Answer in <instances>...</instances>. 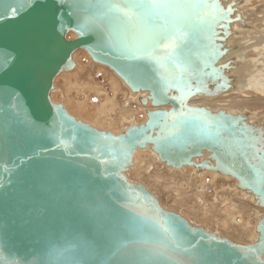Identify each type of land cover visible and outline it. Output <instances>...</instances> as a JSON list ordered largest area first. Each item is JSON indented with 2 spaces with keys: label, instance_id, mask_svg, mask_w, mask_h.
<instances>
[{
  "label": "water",
  "instance_id": "water-1",
  "mask_svg": "<svg viewBox=\"0 0 264 264\" xmlns=\"http://www.w3.org/2000/svg\"><path fill=\"white\" fill-rule=\"evenodd\" d=\"M97 2L66 0L64 29L59 31L61 47L52 58L42 92L51 115L48 126L37 133L28 127L33 118V91L14 68L29 55L20 39L27 16L21 12L13 17L8 12L10 7H21L23 0L0 2V12L4 13L0 15V65L6 70V74H0V264H96L100 258L96 245L103 243L102 231L110 229L118 235L122 226L103 213L90 217L84 208L86 202L106 204L129 216H150L159 209L185 222L191 231L184 233L186 241L172 253V264H191L196 258L186 254L184 248L198 250L208 264H264V218L256 226L258 239L238 244L201 226H192L180 213L165 209L142 183L132 182L124 174L133 164L137 148L148 143H152L160 159L173 166L192 165L193 157L206 150L208 159L215 163L205 160L202 165L230 172L242 187L256 193L264 205V187L260 183L264 151L258 149L253 129L240 115L188 104L191 96L209 93V80H218L217 86L226 83L224 69L228 64L218 63L226 49L216 40L224 38L217 26H228L233 7H224L221 0H193L198 5L192 18L194 30H189L187 46L180 42L184 55L192 60L191 74H186L182 86H178L179 69L173 71L171 64L162 68L148 60L138 62L145 69L144 81L133 84L121 70L128 62L104 47L99 34H80L77 24L90 15L89 6ZM68 32L74 33L73 38L67 37ZM79 48L120 74L131 89H148L153 105L169 104L170 108L148 111L145 123L130 126L118 135L76 119L52 100L50 90L56 75L74 66L72 53ZM184 55L180 56L181 61ZM8 68L13 71L7 72ZM173 76L177 80H172ZM181 109L194 110L193 115L224 117L227 127L220 143L213 146L195 136L157 143L154 138L162 128L150 126L153 113ZM243 128L249 130L247 136L241 135L239 130ZM83 129L95 134L96 143L84 140ZM133 130L141 134L130 136ZM113 137H119L123 144L113 142ZM238 140L243 142V148L236 143ZM113 243L121 241L114 239Z\"/></svg>",
  "mask_w": 264,
  "mask_h": 264
},
{
  "label": "bare ground",
  "instance_id": "bare-ground-1",
  "mask_svg": "<svg viewBox=\"0 0 264 264\" xmlns=\"http://www.w3.org/2000/svg\"><path fill=\"white\" fill-rule=\"evenodd\" d=\"M221 4L233 7L228 26H217L224 38L216 40L226 49L218 59L219 64H228L226 83L217 86L218 80H209V93L191 96L188 104L240 115L257 136L258 149L264 151V0H221ZM72 55L74 66L56 75L50 97L76 119L118 135L145 123L148 111L170 108L169 104L153 105L148 89H131L120 74L94 60L84 48ZM208 156L209 151L203 150L201 156L193 157L192 165L173 166L148 143L137 148L124 174L142 183L165 209L180 213L192 226L238 244L255 242L257 223L264 218L260 197L242 187L230 172L202 165L205 160L215 163Z\"/></svg>",
  "mask_w": 264,
  "mask_h": 264
},
{
  "label": "snow or ice",
  "instance_id": "snow-or-ice-1",
  "mask_svg": "<svg viewBox=\"0 0 264 264\" xmlns=\"http://www.w3.org/2000/svg\"><path fill=\"white\" fill-rule=\"evenodd\" d=\"M197 7L193 0H98L89 6L90 15L78 23L77 28L82 36L99 34L104 47L112 49L118 58L127 61L121 70L133 84L144 81L145 69L138 62L148 60L155 61L162 68L171 64L173 71L179 69L178 86H182L183 77L191 74L192 60L184 55L180 42L183 41L185 46L188 44L187 37L189 30H194L192 18ZM65 11L66 0H23L21 7L8 9L13 17L21 12L27 16L20 39L29 55L23 58L19 67L14 68L33 91L34 104L30 113L33 118L28 122L33 133L48 126L51 115L42 92L52 58L61 47L59 31L64 29ZM0 15L4 13L0 12ZM181 55H184L183 61ZM12 71L13 68L7 69V72ZM0 74H6L3 65H0ZM172 80H177V77L173 76ZM193 111L181 109L179 112L153 113L150 126L162 128L154 138L157 143L161 140H186L192 136L213 146L220 143L222 131L227 127L225 118L205 113L193 115ZM239 131L242 136H247L249 132L247 128ZM140 134L139 130H133L130 136ZM83 138L86 142L90 140L96 143L95 134L89 129H83ZM110 139L123 144L119 137ZM236 143L243 148L242 141ZM260 183L264 187V174ZM84 208L92 218L103 213L106 218L122 226L118 235L110 229L102 231L103 243L96 245L100 257L96 264H172V253L186 241L184 233L191 231L185 222L174 215L161 213L159 209L150 216L144 213L129 216L106 204L86 202ZM114 239L121 243L114 244ZM184 252L196 257L191 264H208L198 255V250L184 248Z\"/></svg>",
  "mask_w": 264,
  "mask_h": 264
},
{
  "label": "rangeland",
  "instance_id": "rangeland-1",
  "mask_svg": "<svg viewBox=\"0 0 264 264\" xmlns=\"http://www.w3.org/2000/svg\"><path fill=\"white\" fill-rule=\"evenodd\" d=\"M99 76H98V78H99V81H101L102 79H103V76H102V73L101 74H98ZM162 195H164V197L166 196L165 195V193L164 194H162ZM167 197V196H166ZM166 197H165V199H166Z\"/></svg>",
  "mask_w": 264,
  "mask_h": 264
}]
</instances>
